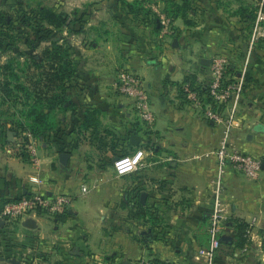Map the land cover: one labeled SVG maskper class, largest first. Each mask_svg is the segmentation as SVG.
<instances>
[{
  "label": "crops",
  "instance_id": "1",
  "mask_svg": "<svg viewBox=\"0 0 264 264\" xmlns=\"http://www.w3.org/2000/svg\"><path fill=\"white\" fill-rule=\"evenodd\" d=\"M121 1L96 0V15L81 16L79 44L70 48L78 69L66 89L75 107L39 139L38 162L26 150L25 131L0 122V207L29 192L33 176L47 193L73 198L55 217L0 219V264L12 258L26 264H207L198 254L209 246L214 151L226 123L206 118L181 85L206 86L215 55L249 78L229 141L263 163L258 178L231 168L224 177L225 222L214 264H264V36L253 37L264 0H190L187 19L172 17L165 0H152L145 4L156 14L151 20L129 13ZM155 9L172 19L170 31ZM126 67L145 81L152 126L117 90ZM138 148L148 153L146 166L118 175L114 159ZM62 153L69 154L66 162ZM85 184L90 189L83 194ZM239 221L253 225L243 246L237 245Z\"/></svg>",
  "mask_w": 264,
  "mask_h": 264
},
{
  "label": "built area",
  "instance_id": "2",
  "mask_svg": "<svg viewBox=\"0 0 264 264\" xmlns=\"http://www.w3.org/2000/svg\"><path fill=\"white\" fill-rule=\"evenodd\" d=\"M160 16V23L166 31L172 27V19L159 10L155 9ZM258 23L254 29V41L264 36V12L260 11ZM230 62L224 55H215L211 59L212 79L208 83V96L212 99L207 102L199 92L190 84H184V92L187 99L196 106L201 107L204 116L218 124L226 123V135L222 139L214 154L218 160V172L213 180V202L214 207L210 215L209 246L199 250L198 257L204 258L207 264H214L215 256L221 246V236L224 228L225 214L224 201L222 199L224 190V177L228 170L234 169L251 178H258L262 169V159L251 154L241 152L234 148L229 141V134L237 120V114L245 90V73L229 72ZM117 90L124 96L133 100L140 119L148 126L155 122L152 110L151 97L145 81L132 68H122L116 81ZM213 103L221 108L214 109ZM26 150L34 162H38V151L40 140L30 131L24 132ZM147 151L138 148L129 154L117 156L114 160V168L118 175H126L136 172L146 166ZM34 185L26 194L6 202L0 207V219L10 222L21 223L30 216L55 217L62 214L72 203L73 198L67 194H49L44 191L40 184L41 178L31 177ZM87 184L83 185V194L89 191ZM253 232L252 223L249 224L247 234ZM146 264H153L147 262Z\"/></svg>",
  "mask_w": 264,
  "mask_h": 264
},
{
  "label": "trees",
  "instance_id": "3",
  "mask_svg": "<svg viewBox=\"0 0 264 264\" xmlns=\"http://www.w3.org/2000/svg\"><path fill=\"white\" fill-rule=\"evenodd\" d=\"M152 0H135L132 3H126L122 0V5L126 6L129 13L140 15L146 19H156V14L151 9L145 7V4ZM183 3L179 4L176 0H165L166 10L172 17L182 15L187 19L190 11V0H182ZM8 15V14H7ZM0 11V34L1 28L4 24H8V16ZM33 19L36 21L34 30L36 32L37 40L48 41L49 45L45 46L40 55L31 53L29 56L30 67L37 71L38 78L34 81L33 75L31 76L33 81L30 87L25 86L20 81L21 77L18 74L19 70H16V59L11 60L7 65L3 66L2 70L6 79L0 80V105L8 103L14 90L25 91L27 100L24 105L25 109L20 111V116L16 112L6 110L5 112L0 110V122L2 120H10L12 123V129L18 134L22 131H30L37 138H46L52 131L57 129L61 125V114L67 109H72L75 104L72 103L69 94L67 93V83L76 77L78 65L70 48L72 47L68 41L66 43L58 42V39L51 41L53 30L44 29L45 25H50L56 28L68 25V14L65 12H56L52 7L42 6L38 10H34L33 16L27 17V19ZM78 20L82 25L79 31H83L84 23L81 19ZM154 21V20H153ZM11 23V22H10ZM17 65V63H16ZM229 72L237 74V70L232 64H230ZM249 78L246 76V84ZM190 83L185 81L181 85V90L184 92V84ZM199 94L207 101L212 99L208 96V84L206 86H196L190 83ZM213 108H221L220 105L213 103ZM6 113V114H5ZM4 114L6 116H4ZM26 141L24 142V144ZM129 154V153H128ZM239 241L237 245L243 246L248 239L249 225L239 221ZM153 264H160L158 262H152ZM164 264V263H161Z\"/></svg>",
  "mask_w": 264,
  "mask_h": 264
},
{
  "label": "rangeland",
  "instance_id": "4",
  "mask_svg": "<svg viewBox=\"0 0 264 264\" xmlns=\"http://www.w3.org/2000/svg\"><path fill=\"white\" fill-rule=\"evenodd\" d=\"M96 0H0V11L8 16V24H4L0 34V80L4 81L6 76L3 73V66L11 60L16 59V70H19L20 81L27 87L32 85V81L38 78L37 71L30 67L29 56L31 53L40 55L45 46L50 42L37 40L34 30L36 21L27 19L33 16L34 10L42 6L52 7L56 12L68 14V25L63 27H53L45 25L44 29L53 30L51 41L58 39L60 43L72 42L79 44L81 36L79 34L81 23L76 22L78 16L92 17L95 13ZM106 2L108 0H105ZM87 2V3H85ZM102 11L110 15L108 10ZM83 15H82V14ZM99 14V12H98ZM11 22V23H10ZM84 28V27H83ZM74 34V35H73ZM14 58V59H13ZM33 75V79L32 76ZM2 95V94H1ZM0 95V96H1ZM8 103L0 105V110L5 112L7 109L16 112L20 116V111L25 109L27 100L26 92L14 90L12 96L8 98ZM152 103V102H151ZM153 109V108H152ZM6 114V113H5ZM4 114V116H6Z\"/></svg>",
  "mask_w": 264,
  "mask_h": 264
},
{
  "label": "water",
  "instance_id": "5",
  "mask_svg": "<svg viewBox=\"0 0 264 264\" xmlns=\"http://www.w3.org/2000/svg\"><path fill=\"white\" fill-rule=\"evenodd\" d=\"M137 138H138L137 135H133V136H132V141L135 142ZM68 157H69V154H68V153H62V154H61V160H62L63 162H66L67 159H68ZM115 159H116V158H115ZM115 159H114V160H115ZM263 166H264V164H263ZM25 223H26V222H25ZM10 263H11V264H26V263H24L23 261H21V260H19V259H17V258H12V259L10 260Z\"/></svg>",
  "mask_w": 264,
  "mask_h": 264
}]
</instances>
